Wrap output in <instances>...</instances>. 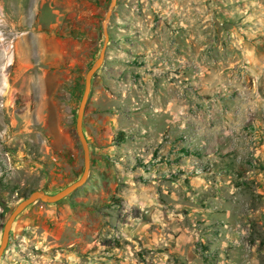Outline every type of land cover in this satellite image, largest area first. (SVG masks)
I'll return each mask as SVG.
<instances>
[{"label":"rangeland","instance_id":"rangeland-1","mask_svg":"<svg viewBox=\"0 0 264 264\" xmlns=\"http://www.w3.org/2000/svg\"><path fill=\"white\" fill-rule=\"evenodd\" d=\"M109 1L0 0V239L82 173ZM108 35L86 182L24 209L0 264H264V117L240 73L264 0H117Z\"/></svg>","mask_w":264,"mask_h":264},{"label":"water","instance_id":"water-1","mask_svg":"<svg viewBox=\"0 0 264 264\" xmlns=\"http://www.w3.org/2000/svg\"><path fill=\"white\" fill-rule=\"evenodd\" d=\"M117 0H110L109 5L107 7V10L105 12L104 18L101 22L103 35H104V41L103 45L99 51L98 57L94 61V63L89 67V69L86 71L84 76V87L82 91V95L78 104L77 113H76V119H75V131L77 134V137L79 139V142L82 147L83 151V169L81 175L73 182L69 183L62 189L56 191L55 193H47L44 190H33L27 197L23 198L9 213L1 233V239H0V258L5 253L6 248L8 246L9 242V235L10 230L12 228L13 222L15 221L16 217L29 205L33 204L36 201H42L46 203H57L63 200L66 196H68L71 192L82 186L88 177L89 170H90V163H91V157H90V150H89V143L88 140L84 134L83 131V116H84V110L89 98V94L91 91V85H92V78L97 73L98 69L101 67L108 43V24L110 21V17L112 15V11L114 6L116 5Z\"/></svg>","mask_w":264,"mask_h":264},{"label":"crops","instance_id":"crops-1","mask_svg":"<svg viewBox=\"0 0 264 264\" xmlns=\"http://www.w3.org/2000/svg\"><path fill=\"white\" fill-rule=\"evenodd\" d=\"M244 57L246 58V64L242 65L243 69L240 70L244 77L243 91L248 100L258 103L259 112L264 117V45L256 48V50L253 48L247 49ZM262 129V131L258 130L260 133L257 136L262 139L260 146L264 149V128ZM227 264H240V262L231 260Z\"/></svg>","mask_w":264,"mask_h":264},{"label":"bare ground","instance_id":"bare-ground-1","mask_svg":"<svg viewBox=\"0 0 264 264\" xmlns=\"http://www.w3.org/2000/svg\"><path fill=\"white\" fill-rule=\"evenodd\" d=\"M5 27H3V26H0V29H4ZM3 31V30H2ZM2 31H1V33H2ZM4 33H2V34H0V35H3ZM1 40V39H0ZM18 42L19 41H17V44H18ZM3 45H2V43H0V52H1V47H2ZM4 50V49H3Z\"/></svg>","mask_w":264,"mask_h":264},{"label":"built area","instance_id":"built-area-1","mask_svg":"<svg viewBox=\"0 0 264 264\" xmlns=\"http://www.w3.org/2000/svg\"><path fill=\"white\" fill-rule=\"evenodd\" d=\"M202 169H201V167H199V168H197V171L196 172H199V171H201Z\"/></svg>","mask_w":264,"mask_h":264},{"label":"trees","instance_id":"trees-1","mask_svg":"<svg viewBox=\"0 0 264 264\" xmlns=\"http://www.w3.org/2000/svg\"><path fill=\"white\" fill-rule=\"evenodd\" d=\"M121 142L123 141V139L120 140Z\"/></svg>","mask_w":264,"mask_h":264}]
</instances>
